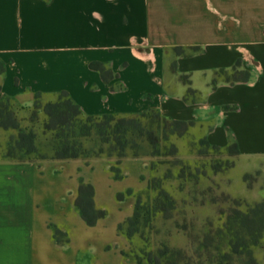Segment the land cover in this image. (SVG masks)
<instances>
[{"label": "crops", "instance_id": "0c3cea01", "mask_svg": "<svg viewBox=\"0 0 264 264\" xmlns=\"http://www.w3.org/2000/svg\"><path fill=\"white\" fill-rule=\"evenodd\" d=\"M0 60V98L31 107L36 94L65 92L91 116L157 110L194 122L212 146L233 139L238 162L264 171V0H0ZM238 61L250 80L214 87ZM93 62L118 77L106 84ZM190 88L199 100H185ZM151 163L128 157L116 179L114 159H0V264H148L125 255L118 228L148 189ZM82 185L106 213L94 225L76 205Z\"/></svg>", "mask_w": 264, "mask_h": 264}, {"label": "trees", "instance_id": "16d2710c", "mask_svg": "<svg viewBox=\"0 0 264 264\" xmlns=\"http://www.w3.org/2000/svg\"><path fill=\"white\" fill-rule=\"evenodd\" d=\"M192 50L200 51L199 48ZM176 53L183 55L184 51L177 48ZM5 68V63L0 60V77L4 75ZM90 69L100 73L106 84L118 77L103 63L93 62ZM186 79L182 78L189 85ZM249 80L250 72L238 61L231 69L216 72L212 84L214 87L218 83L234 85ZM197 96L199 94L190 88L185 100H199ZM44 97L55 99L41 103ZM13 101L15 99L7 96L0 98V129L11 132L5 145V153L0 155L2 160L39 162L108 158L115 160L111 170L116 179H121L119 166L128 157L169 158L174 159L173 166L178 168L177 181L184 185L193 182L194 189L191 193L186 192L183 186L176 191L181 200L188 197L182 203L154 177L155 164L151 163L153 178L148 189L137 196L133 216L118 228L119 233L130 241V248L125 253L127 257L138 263L192 264L185 249L174 248L167 240H162L161 243L158 241L159 244L155 245L164 227L182 232L191 244L203 248L206 253H209L213 244L216 245L214 251L217 255L219 253L220 261L217 256V260L211 264H225L226 261L234 259H238L241 264H257L254 250L261 249L264 242V201L250 204L243 200L245 210H242L243 204H239L241 199L234 200V207L228 211L222 209L219 211L224 219L221 227L218 228L212 220L209 222L207 220L206 230L198 236H191L187 227H183L185 222L181 224L179 220L182 216L180 205L190 207L192 202L194 205L204 206L207 203L217 205L218 208V195L215 194L218 185L210 178L208 170L201 171L197 165L192 166L183 161L178 147L171 140L173 137L184 138L190 129L196 127L194 122L169 120L157 110H148L131 116L118 114L91 116L85 114L65 92L56 96L36 94L31 112L32 123H35L39 116L43 117L41 129L45 140L40 142L33 128L22 127L13 110ZM197 138L198 158H209L210 151L224 152L232 159L240 155L237 143L233 139H230L227 147L219 148L210 145L200 132ZM210 169L213 176L221 172L218 164ZM204 181L209 183L205 189L202 185ZM153 193L154 198L151 196ZM123 196L119 195L118 198L121 199ZM144 196L147 198L145 203ZM76 205L88 225H94L98 219L106 216L104 211L95 209L93 188L89 185L81 186ZM165 235L169 236L170 232L168 234L166 232ZM54 236L59 242H63L66 237L58 230H55ZM139 243L141 246H138ZM225 244L228 251L223 253L221 246ZM210 260H213V257Z\"/></svg>", "mask_w": 264, "mask_h": 264}, {"label": "rangeland", "instance_id": "374dc122", "mask_svg": "<svg viewBox=\"0 0 264 264\" xmlns=\"http://www.w3.org/2000/svg\"><path fill=\"white\" fill-rule=\"evenodd\" d=\"M55 98L44 97L41 99V103H45L49 100H53ZM13 110L17 119L22 124L24 129L33 128L37 133V138L40 142L45 140V137L42 134V122L43 117L39 116L35 123H32V112L31 107H24L20 103V101L12 102ZM199 130L197 127L190 129L189 133L185 135L184 138L177 139L173 137L171 140L178 147L180 157L183 161L189 163L192 166L197 165L201 171L208 170V175L210 178L218 185V191H215V194L218 195V208L217 205L213 204H205L204 206L194 205L190 202V207L188 206H179L180 213L182 216L179 217L181 224L183 221L185 222L183 227L188 229V233L191 236H198L202 234L206 230L207 220H212L215 226L221 227L224 219L219 214V211L222 209L224 211H228L230 208L234 207V200L241 199L239 204H243L245 202L250 204L260 203L264 201V171L263 173L255 174L250 172L248 168V163L241 160L238 162V158L232 159L227 156L224 152H214L210 151L209 158H198L197 157V142ZM11 132H5L0 129V155L2 156L5 152V145L9 139ZM174 159L167 158H157L152 159V162L155 164V173L154 177L164 186V188L170 192L171 194L178 197V201L181 198L178 196L176 191L180 190L183 186L186 192L191 193L194 189V184H182L177 181L176 174L178 172V168L173 166ZM252 163V162H251ZM218 164V168L221 172L218 175L213 176L211 171V167L213 165ZM250 173V174H246ZM168 179V180H167ZM203 187L209 186L207 181L203 182ZM215 189V187H214ZM185 192V193H186ZM152 198H154L155 194ZM151 198V199H152ZM188 197H185L181 200L183 203ZM144 203L147 201L146 196L143 198ZM245 204L241 207L242 210H245ZM185 215V216H184ZM186 224V225H185ZM186 226V227H185ZM170 230V231H169ZM147 232V231H146ZM170 232V235H165ZM183 233L177 231L175 229H162L160 236L157 239L158 245L161 243L160 241L167 240L169 244L174 248L185 249L187 252L188 258H190L192 264H211V262H215L217 260L220 261V255L214 251L216 245H212L209 253L204 252L203 248H198L196 244H191L188 239L182 235ZM159 241V243H158ZM224 244V243H223ZM141 246V243L138 244ZM199 250H198V249ZM222 252L228 251V248L225 245L221 246ZM201 256V258H198ZM213 257V260L210 258ZM254 257L257 264H264V242L262 244L261 249L254 250ZM186 263V261H185ZM225 264H241L238 259L226 261Z\"/></svg>", "mask_w": 264, "mask_h": 264}]
</instances>
